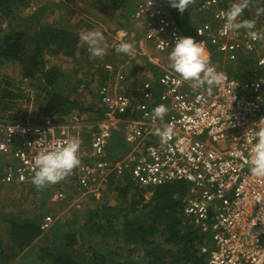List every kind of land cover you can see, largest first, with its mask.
<instances>
[{
  "label": "built area",
  "instance_id": "built-area-1",
  "mask_svg": "<svg viewBox=\"0 0 264 264\" xmlns=\"http://www.w3.org/2000/svg\"><path fill=\"white\" fill-rule=\"evenodd\" d=\"M164 2L135 0L130 14V21L141 23L144 38L160 54H167L168 41L181 33ZM218 3L203 2L202 7L211 8L212 13L195 28L197 36L208 38L221 54V63L228 60L234 64L242 55L258 54L262 38L253 39L244 29L238 34L227 29L223 16L230 6ZM210 64L225 74L211 91L207 86L178 90L186 82L167 69L158 77L163 90L157 101L136 103L130 94L104 91L99 117L88 121L78 111L61 122L0 119V157L11 165L3 179L32 183L34 156L78 137L87 126L91 128L90 151H84L83 156L95 161L90 165L80 162L78 169L56 183L76 172L87 182L98 180L99 184L108 174L123 183L126 172L136 180L133 184L144 186L182 182L186 192L181 213L203 234L205 241L198 245V252L205 264H264V176L250 170L247 131L254 121L264 124V74L257 68L264 66V48L248 79L240 78L236 71L228 73L219 62ZM145 86L151 87L149 82ZM159 104L168 108L163 119L152 115ZM120 126L131 147L112 163L113 159L105 158L104 148ZM157 129L168 130L166 142L156 134ZM78 154L82 156L81 151ZM52 221L50 214L43 215L41 229L47 230Z\"/></svg>",
  "mask_w": 264,
  "mask_h": 264
},
{
  "label": "trees",
  "instance_id": "trees-1",
  "mask_svg": "<svg viewBox=\"0 0 264 264\" xmlns=\"http://www.w3.org/2000/svg\"><path fill=\"white\" fill-rule=\"evenodd\" d=\"M134 1L81 0L86 3V7L80 9L95 18H99L101 14L100 17H107L109 28L116 25L117 28H123ZM203 1L193 0L181 14L177 8L170 6L169 0H165L166 7L182 34H195V24L202 12L207 11L206 17H209L212 9L203 8ZM226 1L219 0L218 5L227 7L230 4ZM76 2L77 0H0V62H17L22 78L28 79L35 89L31 97L20 89L15 91L9 88L11 83L6 78L0 80V119L26 120L28 106L22 104L23 99L31 101L35 108L29 118L31 122H60L70 118L75 110L87 112L85 103L82 102L80 86L88 87L96 80L110 77L112 70L104 68L106 62L102 60L96 62L94 71L82 81L81 70L84 69L79 64L83 66L85 58L95 56H91L79 33L98 27L88 23L83 15H79L80 19L73 20L76 15L73 6ZM199 3L201 9L196 11L194 6ZM32 7L35 9L30 14L21 13ZM87 7L98 9L91 12ZM257 8H264V0H249V7L241 17H253ZM206 17L200 22H204ZM121 19H125L122 24ZM258 19L264 32V13ZM116 41L115 44L118 45L119 42ZM262 42L264 43V38ZM73 60L77 63L71 65ZM71 71L77 77L70 75ZM99 112L96 110L93 118L99 117ZM78 137L81 139L82 153L79 158L82 163L90 165L95 159L83 156L82 149L89 145L91 128L85 126ZM0 159L6 163L2 168L4 174L11 165L5 157ZM80 176L81 173L76 172L61 184L70 181L76 183ZM132 183H121L114 180L113 174H108L99 186L105 195L114 200V204H100L94 207L95 210L86 212V220L82 225L66 224V228L59 229L54 223L48 228L54 236L51 244L39 249L35 245L37 239L49 231L40 227L44 209L40 214L33 212L37 217L32 215L23 218L27 211L21 212L24 213L21 216L1 214L0 220L4 224L0 222V264H205L204 256L198 252V245L205 241L203 234L196 224L192 226L191 223H186L181 216L185 184L173 182L161 186H144ZM31 185L33 184L30 182L6 181L2 172L0 173V187L13 194L26 190ZM75 186L76 184L74 188ZM70 199L66 198L65 201ZM65 201L52 204L50 213L55 216L62 206L69 203ZM33 205L32 210L36 207L35 203ZM97 236L102 243L112 237L119 240L123 247H115L116 252L106 251L95 244L94 238Z\"/></svg>",
  "mask_w": 264,
  "mask_h": 264
},
{
  "label": "rangeland",
  "instance_id": "rangeland-1",
  "mask_svg": "<svg viewBox=\"0 0 264 264\" xmlns=\"http://www.w3.org/2000/svg\"><path fill=\"white\" fill-rule=\"evenodd\" d=\"M256 1H259V0H256ZM226 2L231 5L233 0H227ZM199 4L194 6V9L196 11H199V9H201V5H199ZM73 7L76 11V15H75V17H73L74 21L81 18V17H79V15H83L84 18H87V22L90 23L92 26L101 28V31L103 32V35H104L103 47L105 50L107 48V45L111 46L115 43V40H118L115 37H120L119 40L121 38L123 40L125 39V37H126L125 35L118 33L119 31L123 32L122 29L126 30L127 32H130V34H132V33L136 34L138 31L137 29L132 28L130 26L129 20H131L130 19L131 17L126 19L127 21L125 22L124 27L120 30V28H117V25H116V27H113V26H111L110 28L107 27V25L110 24V22H108L109 19L107 17H100V16H102V14L100 15L99 12L96 13L97 15H100L99 18H95V17H92L88 13H84L80 8L86 7V3L81 2V0H77L76 4ZM87 8L91 12H94L95 9H98V7L95 9L90 8V7H87ZM34 9L35 8H33V7L31 9L28 8V9L23 10L21 13L23 15H28ZM207 13L208 12L205 11V12H202L201 14H199L200 16L197 18L198 22H200L203 17H206ZM258 17L259 16H257V14L254 15L253 17L246 15L244 17V19H255L256 20V29L260 33H264L263 32V26L260 23ZM239 19H243V18L240 17ZM124 20L125 19H121V24L124 22ZM131 23H132V21H131ZM138 24H140V22H138ZM134 25L135 24L133 21V26ZM112 30H113V32H112ZM141 30H142V32H140ZM139 32H140V34L138 37L143 38L145 29L144 28L139 29ZM198 38H200V37H198ZM126 41H129V40L127 39ZM145 42L147 44H150L151 48L155 50V48L153 47V45L149 41H147L145 39ZM207 44H208V41H207ZM139 50H141V49H139ZM105 52L106 51H104V53ZM134 52H135V55H134L135 57L132 56L133 61H130L131 58H128V59L125 58V59H127L125 62V69H124L126 74L130 73L131 68L134 67L136 63H138L139 65L140 64L142 65V62H144V65L146 68L154 67V66H152V63H151L152 60L149 59L148 55L146 54L147 51H145L143 49L141 51L135 50ZM104 53H103V55H104ZM77 55H79V54H77ZM100 57L101 56H98V57L95 56L91 59L87 57L83 61V64H82L83 66H81L79 64V67L84 69V70L80 69L81 71H83V80L82 81H84L86 79V77H89L90 73L94 71V69H95L94 66L97 64L96 62L101 61ZM153 58L155 60L159 61L162 65V67H170L169 61H168V56H165L162 59H160L158 52L154 51ZM163 59H165V60H163ZM109 60L115 61L116 59L115 58H109ZM74 63H77V61L73 60L71 62V65ZM230 72L234 73L233 71H230ZM70 75H74L77 77V75L73 71L70 72ZM4 78H6L11 83V86H9V88H11L15 91L17 89H20L23 93L30 94V96L33 97L35 89H34V87H32L30 85V82L28 79L22 78L20 65L17 62H9V63H5V64L0 62V80H2ZM136 85L137 84H134V87ZM104 86L106 87L105 89L103 88ZM111 87L113 88V86H111ZM80 88H82L81 92L83 94L82 102L86 104V105L84 104V106H86L87 112H79V113L81 115H83L84 118L88 121V120H91L93 118L92 115H94L96 110H98V108H99L98 98H100L102 92L109 91V85L105 80L100 79V80H96L94 83H92L88 87H87V85L86 86L81 85ZM22 104L28 106V113L25 116V118H30L32 116L31 113L35 110V108L32 106L31 101L27 102L23 99ZM43 117H41V119L45 118V117L44 118ZM1 119H3V118H1ZM87 141H88V139L86 140V142ZM130 147H131V145L128 144L124 140L123 133H122V126H120L118 131H113L111 137L108 140V143L106 144V146L104 148L105 158L108 157V158L114 159V161L112 162V163H114L118 159H120L122 154L124 155L126 152H128L130 150ZM85 150H86V152L90 151V141H89V145L87 146V148L85 149V147H84L82 149V151H85ZM79 151H81V149H79ZM80 162L82 163L81 160H80ZM5 164L6 163L2 159H0V170H1L0 173L2 172V175H3L2 168ZM76 169H78V166L76 168H74V170H76ZM123 178H124V183L136 182V180L132 176H130V174L128 172H126L123 175ZM31 184H33V183H31ZM53 184H49V185L42 187V188H37L33 184V185L29 186L28 189L23 190V191H19L18 193H15V194H13L11 191H7V190L2 189L0 187V215L1 214H4V215H6V214H18L19 216H21L24 214V213L22 214L21 212L27 211V213H25V215H23V218H25L27 216L29 217L32 215L37 217L35 214H40V211L42 209H44V211H45L44 215L50 214L53 217L52 225L55 223L56 225H58L59 229H63V228L67 227L66 224H69V226H72V224L74 226H77V225H80V223H81V225L83 223H85V220H86L84 217L85 213L95 210L96 208H94V207H97L100 204H103V205H105V204H112L113 205L114 204V200H112V198H110L108 195H105L100 190L98 180H95V181L89 183L86 180H84L83 178H80L76 183L74 181H70L67 184L66 183L65 184L60 183L59 185H53ZM73 184L74 185L76 184L75 188H74ZM59 192H60V195L58 194ZM71 195H72V197H71ZM70 197H71V199H70ZM66 198H69L70 200L65 201ZM64 201H65V203H67V202H69V203L62 206L59 209L58 213L55 216H53L50 213L52 211V208H53L52 204H54V203L59 204V203H63ZM34 203L36 204V207H34V210H32ZM70 208H71V210H70ZM33 212H35V214ZM81 212H83V215H81L82 214ZM41 218H40V220H41ZM0 222L2 224H4L2 219L0 220ZM51 233H52V231L49 230V231L43 233L44 235L47 234V236L40 235V237L37 239V242L35 243L36 249H39V247H41V246L45 247V246H48L49 244H51V240L54 237L53 234H51ZM94 239H95V241H94L95 244L98 247L105 249L106 251H108V250L112 251L113 250L116 252L117 249L115 250V247H119V248L123 247V245L120 243L119 240H114L112 237H110V240H106L107 243L106 242L102 243L101 238L99 236L95 237ZM103 245H106V247H104ZM18 264H20V263L18 262Z\"/></svg>",
  "mask_w": 264,
  "mask_h": 264
},
{
  "label": "clouds",
  "instance_id": "clouds-1",
  "mask_svg": "<svg viewBox=\"0 0 264 264\" xmlns=\"http://www.w3.org/2000/svg\"><path fill=\"white\" fill-rule=\"evenodd\" d=\"M192 2L193 0H169L170 6L177 8L181 14L184 13ZM164 4L166 6L165 2ZM228 6L230 7L227 8L223 16L224 26L227 29L233 31L234 34H238L239 30L244 29L247 30V34L253 39L264 38V33L255 30V19H239L243 15L244 10L249 7V0H233L231 5ZM134 8L135 1L130 13ZM262 13H264V8L256 9L257 16ZM129 14L128 18L130 17ZM197 32L201 34L199 31ZM79 36L86 43L88 51L92 56L98 57L103 55L105 51L103 47L104 35L99 28L83 31L79 33ZM168 43L171 46L168 52L169 66L185 82H189L193 87L207 86L208 90L211 91L213 87L219 86L225 79L224 72L210 64L202 41H197L194 36L178 32L175 34L173 40L171 42L168 41ZM117 50L128 56L135 55L133 45L123 39L118 43ZM167 111L166 105L159 104L154 107L152 115L163 119ZM247 131L250 132V170L256 176H264V124H257L254 121ZM156 134L161 137L162 142H166L168 138L167 129L163 131L157 129ZM80 145L81 139L77 136H72L64 142L56 143L50 149L39 151L33 158L32 183L37 188H42L65 178L80 164L78 154ZM181 216L186 223H190L189 220L183 217L182 213Z\"/></svg>",
  "mask_w": 264,
  "mask_h": 264
},
{
  "label": "crops",
  "instance_id": "crops-1",
  "mask_svg": "<svg viewBox=\"0 0 264 264\" xmlns=\"http://www.w3.org/2000/svg\"><path fill=\"white\" fill-rule=\"evenodd\" d=\"M203 2H201V4H203ZM199 23H201V22H198L195 25L198 26ZM134 24L135 25L133 26V21H132V23L130 21V26L132 28H135L138 30L136 34H133V33L130 34V32H127L126 30H124L122 28H120V30L122 29L123 32L119 31L118 33L126 36L124 40L125 41L127 39L129 40L128 42H130L133 45L134 51L135 50L141 51L143 49L145 51H147L146 54L148 55L149 59L152 60L151 63H152V66H154V67L146 68L144 65V62H142V65L141 64L139 65L138 63H136L137 65L135 64V66L131 68L130 73L126 74L124 71L125 62L128 58H131L130 61H133L132 60L133 58H132V56H128L124 53L119 52L117 50V47H116L117 45H115V43H114L111 46L107 45V48L105 50L106 52L104 53V55H102L100 57L101 61L103 60L106 62L103 65V67L106 68L105 67L106 65H110L111 69H108V70H112L110 77H107L105 79V81L109 85V92L110 93H116V94L127 93V94H130V95L136 97V103L140 102V101L146 102V103H148L149 101H157L160 92L163 90V86H161L158 82V77L160 75H162L163 73L167 72V69H168V71L170 70L173 73H175V72L170 67H162L161 63L153 58L154 51H157V50L152 49L150 44H147L145 42L144 37L143 38L138 37L140 32H142V30L139 32V29H142L141 23L138 24V23L134 22ZM191 36H194L197 41H202L203 47L205 48L206 55L209 57V62H219V64H221L223 66V68L228 73H231L230 71H236L238 73V75L240 76V78H243V79H248L250 77V75L248 76L249 71L253 67H257V65H256L257 56L262 54V51L264 48V43L262 42L263 45H261L258 54L254 53V54L242 55L234 62V64L228 60H226L224 63H221L220 62L221 54L218 51H216V48L212 47L209 44V42L207 44V41H208L207 37L197 36L196 33L191 35ZM198 37H200V38H198ZM115 38L118 39L116 42H120V40L122 39L121 38L119 40L120 37H115ZM139 49H141V50H139ZM158 55H159L160 59H162L163 57L168 56V53L167 54L166 53L160 54L158 52ZM111 56H114V58L116 60L115 61L109 60V58ZM133 57H135V56H133ZM125 58H127V59H125ZM163 60H165V59H163ZM257 68H258V73L264 74V66L263 67L262 66L257 67ZM175 74H177V73H175ZM231 74H234V73H231ZM151 76H153L154 81H153V78ZM147 82H149V85L151 87L145 86V84H147ZM134 84H137V85L134 87ZM111 86H113V88ZM204 87H193L189 82H186L184 87L181 86V87H178L176 89H178V90H189V89L195 90L197 88L203 89ZM103 88L105 89L106 87L104 86ZM150 96H151V98H150ZM98 100H99V98H98ZM122 156H123V154H122ZM181 210H182V208H181Z\"/></svg>",
  "mask_w": 264,
  "mask_h": 264
}]
</instances>
